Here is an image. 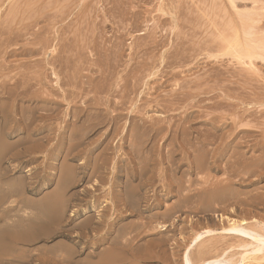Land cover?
<instances>
[{
  "label": "rangeland",
  "instance_id": "obj_1",
  "mask_svg": "<svg viewBox=\"0 0 264 264\" xmlns=\"http://www.w3.org/2000/svg\"><path fill=\"white\" fill-rule=\"evenodd\" d=\"M0 1V264H211L264 227V0Z\"/></svg>",
  "mask_w": 264,
  "mask_h": 264
},
{
  "label": "bare ground",
  "instance_id": "obj_2",
  "mask_svg": "<svg viewBox=\"0 0 264 264\" xmlns=\"http://www.w3.org/2000/svg\"><path fill=\"white\" fill-rule=\"evenodd\" d=\"M53 1V0H52ZM58 1V0H57ZM68 1V0H67ZM233 1H236V0H233ZM1 2V1H0ZM25 2V1H24ZM30 2V1H29ZM54 2V1H53ZM70 2V1H68ZM75 2V1H74ZM13 3V2H12ZM11 3V4H12ZM55 3V2H54ZM53 3V4H54ZM63 3V2H62ZM19 4V3H18ZM39 4V3H38ZM49 4V3H48ZM61 4V3H60ZM233 4V3H232ZM33 5V4H32ZM47 5V4H46ZM45 5V6H46ZM69 5V4H68ZM74 5V4H73ZM13 6V5H12ZM11 6V7H12ZM10 7V6H9ZM8 7V9H9ZM32 7V6H31ZM66 7V6H65ZM235 7V6H234ZM237 7V6H236ZM15 8V6H14ZM19 8V7H18ZM10 10V9H9ZM30 10V9H29ZM64 10V9H63ZM20 11V9H19ZM214 11V10H213ZM219 11V10H218ZM1 12V11H0ZM13 11H11L12 13ZM16 12V11H15ZM18 12V10H17ZM32 12V11H31ZM35 12V11H34ZM59 12V11H58ZM9 13V12H8ZM10 13V14H11ZM40 13V12H39ZM6 14V13H5ZM22 14V13H20ZM224 15L226 13H223ZM7 15V14H6ZM18 15V14H17ZM33 15V14H32ZM206 15V14H205ZM240 15V14H239ZM242 15V14H241ZM244 15V14H243ZM248 15V14H247ZM13 17V16H12ZM11 17V18H12ZM22 17V16H21ZM28 17V15H27ZM65 17V16H64ZM202 17V16H201ZM223 17V16H222ZM225 17V16H224ZM10 18V17H9ZM32 18V17H31ZM30 18V20H31ZM6 19V17H5ZM4 19V20H5ZM20 19V18H19ZM59 19V18H58ZM213 19V18H212ZM229 19V18H228ZM243 19V18H242ZM246 19V18H245ZM250 19V18H249ZM10 20V19H9ZM209 20V19H208ZM245 21V20H244ZM5 22V21H4ZM9 22V21H8ZM16 22V20H15ZM26 22H29V21H26ZM36 22V21H35ZM34 22V23H35ZM210 22V21H209ZM216 22V21H215ZM219 22V21H218ZM221 22V21H220ZM10 23V22H9ZM58 23V22H57ZM212 24V23H211ZM2 25V24H1ZM196 25V24H195ZM228 25V24H226ZM31 27V26H30ZM229 27V26H228ZM43 28V27H42ZM226 29V28H225ZM224 29V30H225ZM249 29V28H248ZM209 30V29H208ZM215 30V29H214ZM213 30V31H214ZM227 30V29H226ZM251 30V29H249ZM254 30V29H253ZM25 31V30H24ZM206 31V30H205ZM233 31V30H232ZM234 35H235V43H236V40H238L240 42V38H241V35H240V30L238 28H234ZM248 30H246L247 32ZM27 32V31H26ZM252 33H254L252 30H251ZM256 32V31H255ZM249 33V32H247ZM27 34V33H26ZM256 34V33H255ZM196 35V34H195ZM250 35V34H249ZM248 35V36H249ZM254 35V34H251V36ZM257 36H259V34H256ZM255 36V35H254ZM227 37V36H226ZM233 37V36H232ZM205 38V37H204ZM256 38V37H255ZM230 40V38L228 39ZM226 40V42L228 41ZM233 40V39H232ZM231 40V41H232ZM264 40V39H263ZM250 41V40H249ZM223 44H224V40L222 41ZM230 41H228L229 43ZM256 42V41H255ZM234 43V42H233ZM241 43V42H240ZM230 44V43H229ZM232 44V43H231ZM230 44V45H231ZM255 44H258V43H255ZM44 45V44H43ZM208 45V43H207ZM226 46H228L227 44H225ZM236 45V44H235ZM234 45V46H235ZM240 45V44H239ZM243 45V44H242ZM245 45V44H244ZM253 45V44H252ZM233 46V44H232ZM233 46V47H234ZM264 46V45H263ZM262 46V47H263ZM202 47V46H201ZM261 47V46H260ZM226 48V47H225ZM228 48V47H227ZM226 48V49H227ZM240 48V46H239ZM249 48V47H248ZM246 49V48H245ZM228 50V49H227ZM236 50V49H235ZM234 50V51H235ZM193 51V50H192ZM243 51V50H242ZM257 51H258V48H257ZM202 52V51H201ZM225 55L227 54L226 50L225 52H223ZM239 53V51H238ZM195 54V53H194ZM223 54V55H224ZM235 54V53H234ZM227 55H230V54H227ZM236 55V54H235ZM235 59L237 56H235ZM253 55V54H251ZM259 56V55H258ZM241 57V56H240ZM248 57V56H247ZM253 57V56H252ZM243 59H241L242 61L245 59L244 56L242 57ZM250 58V56H249ZM238 59V58H237ZM247 59V58H246ZM249 60V59H248ZM252 61V60H251ZM250 61V62H251ZM252 63V62H251ZM255 68V67H254ZM223 237H232V238H238L240 239V244L238 242V244L236 246H232L230 247V249H227V251L224 252V254L221 255V257L217 258L216 260L213 261V263L211 262V264H215V263H221V264H224V263H229V264H251V263H255L257 261H259V263H261L260 261H263L264 262V227H260L258 225H254V226H250L246 221H242L240 224H237V223H233L230 225L229 228H226L224 230L221 231L220 233ZM202 238V234H200L199 236H197L194 240V243H196L198 240H200ZM227 239V238H226ZM236 249V251L233 250ZM207 249V248H206ZM197 259V257H196ZM203 259V258H202ZM200 260V259H199ZM198 260V261H199ZM201 261V260H200ZM206 260H203L201 262H205ZM262 262V263H263ZM199 262H195L193 259H190L187 260L186 264H197Z\"/></svg>",
  "mask_w": 264,
  "mask_h": 264
}]
</instances>
